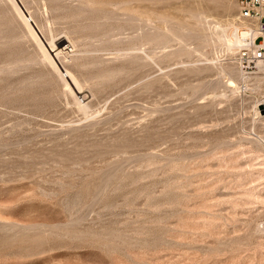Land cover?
I'll use <instances>...</instances> for the list:
<instances>
[{
    "label": "rangeland",
    "instance_id": "obj_1",
    "mask_svg": "<svg viewBox=\"0 0 264 264\" xmlns=\"http://www.w3.org/2000/svg\"><path fill=\"white\" fill-rule=\"evenodd\" d=\"M18 2L84 85L0 0V264H264V74L230 51L237 0Z\"/></svg>",
    "mask_w": 264,
    "mask_h": 264
},
{
    "label": "bare ground",
    "instance_id": "obj_2",
    "mask_svg": "<svg viewBox=\"0 0 264 264\" xmlns=\"http://www.w3.org/2000/svg\"><path fill=\"white\" fill-rule=\"evenodd\" d=\"M7 2H10L11 5L13 6V9L14 11L16 12L17 16L19 17V19H21L23 25L25 26V29L27 30V34H28V37H31L38 45V48H39V52L41 54V57L55 70L54 72L57 73L58 75H60L61 79L65 82V84L69 87V84H68V80L70 79L74 84L75 86H77L78 88H81L84 84L81 82V80L79 79L77 73L71 71V70H67L66 73L69 75V77H64L63 74L65 71L61 70L60 67H58V65L56 64L55 60L56 59H59L61 57V53H58L56 55H54V47H52L53 49H48L46 46H45V42L42 41L41 37L39 36L38 32L35 30L34 26L32 25V21L29 19L28 15H25V13L20 9V7L18 6V0H5ZM21 1V0H20ZM20 4V3H19ZM83 6H87L86 4H84ZM46 10V9H45ZM16 16V15H15ZM201 18V17H200ZM203 18V17H202ZM16 19V18H15ZM199 20V19H198ZM242 21V20H241ZM245 22V21H244ZM231 28L233 29V35L232 37L230 38L232 41V43L230 42L229 43V46H230V51L231 52H235V51H239L241 49V47L245 46L246 45V42L248 39H256L257 36H258V33H257V28L256 27H253V26H250L247 22L246 24L244 23V25H242L243 27V30L241 31V29L239 27H237L236 24L234 23H231L230 24ZM222 31H221V34L223 35L224 37V34L225 32L227 31V28H224L222 26ZM229 33V32H227ZM226 35V34H225ZM221 38V37H220ZM53 43V42H52ZM56 45V44H55ZM64 55V54H63ZM37 57V56H36ZM93 58V57H92ZM118 58H133V55H122V56H119ZM81 59V58H80ZM41 60V59H40ZM77 60V59H76ZM94 61L90 62L91 65H100L101 63H104L106 62L105 60H103L101 57H95L93 58ZM27 61V60H26ZM59 61V60H58ZM23 62V61H22ZM36 62V61H35ZM77 62V61H76ZM26 63V62H25ZM34 64V62H33ZM77 64V63H76ZM83 66H86V65H83ZM75 67V66H74ZM260 73L264 74V66H260ZM244 72L241 71V75H242V79H244ZM115 74H110L108 76H106L107 78H112L114 77ZM72 84V83H71ZM231 84L235 86V91L236 92H239L240 90V87L238 86V84L235 82V81H231ZM233 87V86H232ZM70 88V87H69ZM72 91V90H71ZM80 92L79 93H76L77 95H81V90H79ZM70 93V92H69ZM74 94V93H73ZM72 92H71V95H73ZM75 97V96H74ZM79 97V96H78ZM77 97V98H78ZM77 106L80 110L82 111H87L88 110V106L85 105L84 103H81L80 101L77 100ZM260 106L263 108L264 107V103L263 104H260ZM264 111V109H263ZM263 114V113H262ZM258 120L259 122L264 125V117L261 115V113L258 112ZM264 137L262 138H259V145L260 146H264Z\"/></svg>",
    "mask_w": 264,
    "mask_h": 264
},
{
    "label": "built area",
    "instance_id": "obj_3",
    "mask_svg": "<svg viewBox=\"0 0 264 264\" xmlns=\"http://www.w3.org/2000/svg\"><path fill=\"white\" fill-rule=\"evenodd\" d=\"M239 19L257 28L256 39H248L237 54L242 72L258 75L264 66V0H237Z\"/></svg>",
    "mask_w": 264,
    "mask_h": 264
}]
</instances>
